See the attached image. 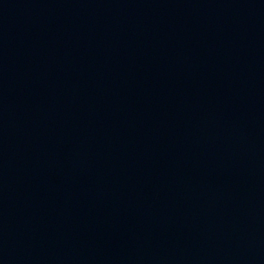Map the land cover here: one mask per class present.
<instances>
[{"label":"water","instance_id":"obj_1","mask_svg":"<svg viewBox=\"0 0 264 264\" xmlns=\"http://www.w3.org/2000/svg\"><path fill=\"white\" fill-rule=\"evenodd\" d=\"M0 264H264V0H0Z\"/></svg>","mask_w":264,"mask_h":264}]
</instances>
